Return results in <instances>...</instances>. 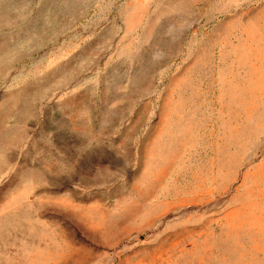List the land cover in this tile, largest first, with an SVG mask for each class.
Wrapping results in <instances>:
<instances>
[{"label":"rangeland","instance_id":"1","mask_svg":"<svg viewBox=\"0 0 264 264\" xmlns=\"http://www.w3.org/2000/svg\"><path fill=\"white\" fill-rule=\"evenodd\" d=\"M0 264H264V0H0Z\"/></svg>","mask_w":264,"mask_h":264}]
</instances>
